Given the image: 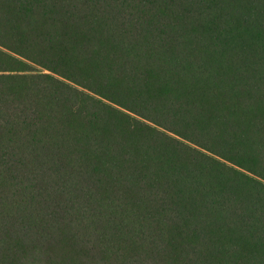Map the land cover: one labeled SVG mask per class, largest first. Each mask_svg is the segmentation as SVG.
Masks as SVG:
<instances>
[{
	"label": "trees",
	"instance_id": "obj_1",
	"mask_svg": "<svg viewBox=\"0 0 264 264\" xmlns=\"http://www.w3.org/2000/svg\"><path fill=\"white\" fill-rule=\"evenodd\" d=\"M0 264H264V0H0Z\"/></svg>",
	"mask_w": 264,
	"mask_h": 264
},
{
	"label": "rangeland",
	"instance_id": "obj_2",
	"mask_svg": "<svg viewBox=\"0 0 264 264\" xmlns=\"http://www.w3.org/2000/svg\"><path fill=\"white\" fill-rule=\"evenodd\" d=\"M35 69L39 70V71H43L44 69L43 68H40L38 66L35 67Z\"/></svg>",
	"mask_w": 264,
	"mask_h": 264
}]
</instances>
